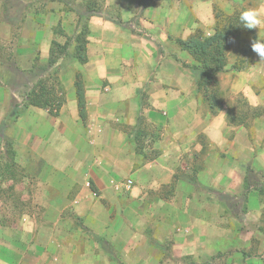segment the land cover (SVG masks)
Returning a JSON list of instances; mask_svg holds the SVG:
<instances>
[{
    "label": "crops",
    "instance_id": "1",
    "mask_svg": "<svg viewBox=\"0 0 264 264\" xmlns=\"http://www.w3.org/2000/svg\"><path fill=\"white\" fill-rule=\"evenodd\" d=\"M214 4L0 0V125L67 203L0 222V264H264V62L228 54L213 113L179 44L214 34ZM41 81L52 106L25 108Z\"/></svg>",
    "mask_w": 264,
    "mask_h": 264
},
{
    "label": "rangeland",
    "instance_id": "2",
    "mask_svg": "<svg viewBox=\"0 0 264 264\" xmlns=\"http://www.w3.org/2000/svg\"><path fill=\"white\" fill-rule=\"evenodd\" d=\"M214 2L217 10L222 13L221 16L225 24L230 22V18H234L240 6L247 7L248 9H257L259 5L258 0H247L244 2H239V0H214ZM253 30L250 32L245 30L239 32L231 42L228 54L235 59L234 63L236 60L242 63L248 60L251 41L257 38V33ZM246 50L248 53H245ZM243 101H246L245 98L240 97L239 102ZM246 113L247 116L254 117L255 111L250 110ZM9 125H12V123L3 122L0 125V210H4L5 213L0 218V222L5 224L30 218L33 215L37 216L36 214L40 212L41 208H59V206L67 205L66 201L63 202L56 198L60 192L59 185L56 184L55 187L46 190L41 185L34 184L33 179H36L37 175L35 171L33 174V170L30 168L33 163V156L31 152L23 151L24 149L21 150V153L17 154V147L20 146V150L23 148V145L21 146V142L17 141L16 138L6 134L4 129ZM53 179L56 180L57 176H53ZM257 182L254 174L248 176L247 186L249 189L252 185L257 187ZM47 194H52L50 197L55 198H49L48 200ZM225 202L231 203L232 200Z\"/></svg>",
    "mask_w": 264,
    "mask_h": 264
},
{
    "label": "trees",
    "instance_id": "3",
    "mask_svg": "<svg viewBox=\"0 0 264 264\" xmlns=\"http://www.w3.org/2000/svg\"><path fill=\"white\" fill-rule=\"evenodd\" d=\"M215 18L216 26L215 32L211 36H205L202 32L197 31L196 34L188 40H180L179 44L181 48L190 53L198 62V69L201 71V78L199 80V89L204 95L205 100L211 106L213 113L217 112V109L221 106L222 98L221 91L219 90V83L217 81V75L225 72L228 66V49L231 42L241 31L251 30L243 29L238 25L239 15L242 11L248 10L247 7L240 6L234 18H230V22L226 23L222 19L221 12L217 10L215 6ZM219 12V13H218ZM86 34V30L83 32ZM84 35V34H83ZM255 39V38H254ZM79 43V59L81 62L86 61L85 45L86 40L78 38ZM55 46L57 43H54ZM245 53H248L246 50ZM242 61V60H241ZM50 63H54V59L51 58ZM248 66V61L240 62L236 60L232 64V69L241 70ZM47 82H40L38 87L32 90L27 95L24 107H51L50 100L52 98V92L49 89ZM77 97L79 103V110L81 117L85 118V98L83 92V84L78 78L76 83ZM57 107V105H56ZM60 107V104L58 108ZM20 110L15 108L14 118H17ZM260 194L264 196V187L261 188Z\"/></svg>",
    "mask_w": 264,
    "mask_h": 264
},
{
    "label": "clouds",
    "instance_id": "4",
    "mask_svg": "<svg viewBox=\"0 0 264 264\" xmlns=\"http://www.w3.org/2000/svg\"><path fill=\"white\" fill-rule=\"evenodd\" d=\"M237 26L247 30L259 28L258 38L251 41V50L259 57L260 62H264V14L257 9L242 11ZM220 112L226 116L224 112Z\"/></svg>",
    "mask_w": 264,
    "mask_h": 264
},
{
    "label": "built area",
    "instance_id": "5",
    "mask_svg": "<svg viewBox=\"0 0 264 264\" xmlns=\"http://www.w3.org/2000/svg\"><path fill=\"white\" fill-rule=\"evenodd\" d=\"M129 185H130V183H129Z\"/></svg>",
    "mask_w": 264,
    "mask_h": 264
}]
</instances>
